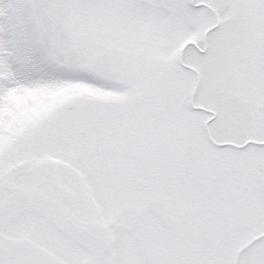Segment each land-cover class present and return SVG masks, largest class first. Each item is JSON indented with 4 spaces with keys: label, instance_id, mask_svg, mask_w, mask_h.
Masks as SVG:
<instances>
[{
    "label": "snow or ice",
    "instance_id": "snow-or-ice-1",
    "mask_svg": "<svg viewBox=\"0 0 264 264\" xmlns=\"http://www.w3.org/2000/svg\"><path fill=\"white\" fill-rule=\"evenodd\" d=\"M0 264H264V0H0Z\"/></svg>",
    "mask_w": 264,
    "mask_h": 264
}]
</instances>
